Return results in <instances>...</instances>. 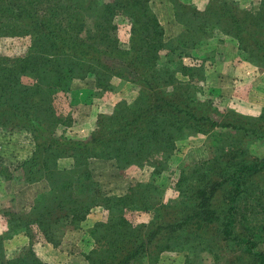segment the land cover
Masks as SVG:
<instances>
[{"label":"trees","instance_id":"1","mask_svg":"<svg viewBox=\"0 0 264 264\" xmlns=\"http://www.w3.org/2000/svg\"><path fill=\"white\" fill-rule=\"evenodd\" d=\"M173 4L182 29L166 40L151 0H0V43L14 52L0 55V132H26L35 145L18 167L1 165L0 178L12 185L47 186L29 212L0 211L8 225L0 236V264H47L32 245L8 259L4 241L22 233L33 244L35 229L57 248L95 208L105 215L89 230L94 244L84 255L87 264H158L167 252L185 253L186 264H203L204 253L214 264H264V156L254 159L245 146L264 141L257 130L264 127V113L241 116L249 127H231L238 135L213 132L223 153L189 175L184 172L178 198L166 204L150 183L109 197L92 178V158L115 160L120 170L152 166L159 174L174 141L207 133L206 121L217 125L194 112L201 103L210 105L203 95L208 66L183 60L195 61L219 32L237 43L245 61L264 69V0L257 11L230 0H209L205 11L180 0ZM118 18L130 27L128 48L120 44ZM18 44L26 50L16 57ZM107 59L135 71L136 101H122L112 114L99 115L88 141L58 137L61 127L73 123L57 109L58 96L70 92L75 81L94 79L99 96L111 92L116 79H131ZM238 144L243 146L235 149ZM63 159L73 160L70 168L58 167ZM219 191L222 203L216 201ZM137 212L152 215L150 221L134 225L127 214Z\"/></svg>","mask_w":264,"mask_h":264},{"label":"rangeland","instance_id":"2","mask_svg":"<svg viewBox=\"0 0 264 264\" xmlns=\"http://www.w3.org/2000/svg\"><path fill=\"white\" fill-rule=\"evenodd\" d=\"M245 9L253 3L252 0H230ZM102 2H109V0H102ZM163 0H151V6L154 13L157 15L159 21L171 19L168 18L169 9L161 7ZM192 5V4H191ZM256 5H259L257 9H250L257 11L261 7V0H256ZM193 6V5H192ZM194 7V6H193ZM125 19L118 18L116 23L118 25L119 41L125 48L129 47L130 43V27ZM166 40H170V35H165ZM226 36V35H225ZM228 37V36H226ZM215 38V37H214ZM210 39V42L214 39ZM10 38L4 39L7 43ZM216 39V38H215ZM209 42V43H210ZM209 43L199 50L193 57L195 61H191L187 58L183 60L186 65H201L203 63L206 69V80L203 84V91L206 101L210 102L209 106L202 107L201 105L194 108V112L204 118L208 117L212 122H215L216 126H211L210 121L204 123L207 133H192L179 140L174 141V146L169 154L165 153L162 157V163L166 166L165 170H161L155 173V168L152 166L138 167L131 165L126 170H120L118 164L112 159H98L92 158L90 161V170L94 182L101 189V192L109 197H119L127 194L130 186L137 183H150L151 186L158 188L160 191L161 203H168L169 201L178 198L179 188L177 184L180 176L185 172L188 175L195 169H198L201 164H206L210 161L212 156L221 152H218V146L220 143L215 140L211 135L213 132L218 134L232 133L235 135L240 132L232 130L231 127L235 125L247 126L240 120L241 116L259 118L264 113V103L260 105H252V98L250 89H245L247 93L246 98H243L244 92L241 89H235L226 87L220 88L219 77L217 78L216 72L213 71L214 65L221 70L222 62L215 64V58L207 57L209 53H205V49L214 48V44L208 46ZM15 44H12L14 48ZM220 47V46H219ZM218 47V48H219ZM9 48V47H8ZM16 57L18 55H24L26 46L20 44L15 47ZM204 49V50H203ZM14 52L7 48L2 49L0 44V55L5 54L11 56ZM108 62L129 75L131 79H116L114 81V89L111 92H106L103 95H99L96 92V86L94 79H87L84 81H75L70 92L60 93L57 101V109L64 114L65 117L70 116L72 124L69 126L61 127L57 135L58 137H66L77 141H88L97 128V119L99 115L112 114L115 107L120 102H127L132 104L139 96V88L137 80L138 76L134 75L135 72L132 68L127 67L121 62L116 60H109ZM213 60V63H212ZM260 70H263L260 68ZM180 77V74H178ZM216 76V77H215ZM214 77V78H213ZM187 81L189 79H186ZM23 82H29V78H23ZM197 84V79L192 80V84ZM227 85V84H226ZM235 90V91H234ZM230 92L234 94L230 95ZM236 92V95H235ZM241 92V94H238ZM168 94L161 92V96ZM169 99H174L168 95ZM157 103V98L153 99ZM199 102V101H198ZM159 105L156 104L155 107ZM158 108V107H157ZM209 119V120H210ZM226 126V127H225ZM230 126V127H229ZM249 127V125L247 126ZM259 132H264V127H260ZM249 140V138L247 139ZM254 140V138H251ZM254 144H246L249 147V152L254 159L264 156V141L255 139ZM224 150L227 151L228 146L223 145ZM235 149L242 147L240 144L234 145ZM240 146V147H239ZM35 145L32 137L26 132H16L10 134L7 132H0V166H9L12 168L18 167V165L29 158ZM73 160L63 159L59 161V168H70ZM155 173V174H154ZM7 179L0 178V211L10 210L13 212H29L34 204L33 201L36 196L44 192L47 188L45 182H39L31 185L14 184L6 181ZM255 179H251L254 182ZM179 181V182H178ZM224 199L223 192L219 191L216 195V201L222 203ZM104 211L101 208L93 209L86 220L83 222L81 229L76 231H69L59 247L47 243L40 232H36L34 229L35 239L33 244H30V239L24 234L20 233L15 235L9 240H5L4 252L8 259H12L18 256L20 251L32 245V248L38 258L47 264H87L84 260V255L89 253L93 243L92 238L89 236V230L100 221L104 220ZM148 213H128L127 218L132 221L134 225H140L148 223L151 219ZM7 219L0 213V236H2L8 225H6ZM185 253L180 252H167L160 256L158 264H186ZM203 264H214L212 257L209 254L204 253L200 259Z\"/></svg>","mask_w":264,"mask_h":264},{"label":"crops","instance_id":"3","mask_svg":"<svg viewBox=\"0 0 264 264\" xmlns=\"http://www.w3.org/2000/svg\"><path fill=\"white\" fill-rule=\"evenodd\" d=\"M180 1L185 4H192L199 11H205L209 4V0ZM163 2L164 3L161 5V7L169 9L168 18L171 19L165 20V22H163L161 18L160 23L165 30V35H170V39H173L180 34L182 28L175 17V7L173 0H163ZM252 2L253 3H250V5L246 8L247 10L257 9L259 6L256 5V0H252ZM215 38L208 45L211 46L214 44L215 47L209 50H203L205 53H209L207 57L210 56V58H212L213 56L215 58V64L218 65V63L222 62V70L216 65H214L213 69V71L217 73V78L219 77L220 88L225 89L226 87H229V89H241V92H244L245 89H250L251 94L249 97L252 98L251 106L263 104L264 69L260 70V68L252 65L248 61H245L239 53L237 43L232 38L226 37L220 32ZM241 92L238 94H241ZM231 94L233 95L232 97H234L232 92H230V95ZM245 95H247V93L244 92V95H242L243 98L247 97Z\"/></svg>","mask_w":264,"mask_h":264}]
</instances>
